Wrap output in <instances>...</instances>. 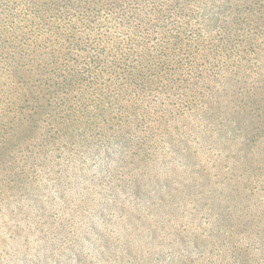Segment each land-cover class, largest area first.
Listing matches in <instances>:
<instances>
[{
    "label": "rangeland",
    "instance_id": "374dc122",
    "mask_svg": "<svg viewBox=\"0 0 264 264\" xmlns=\"http://www.w3.org/2000/svg\"><path fill=\"white\" fill-rule=\"evenodd\" d=\"M197 105L165 91L148 111L167 124L152 123L149 140L112 122L70 143L74 124L57 121L46 145L31 144V165L6 158L0 264H241V254L264 264V137L241 152L224 110L211 118ZM241 209L258 214V229L235 225Z\"/></svg>",
    "mask_w": 264,
    "mask_h": 264
},
{
    "label": "trees",
    "instance_id": "16d2710c",
    "mask_svg": "<svg viewBox=\"0 0 264 264\" xmlns=\"http://www.w3.org/2000/svg\"><path fill=\"white\" fill-rule=\"evenodd\" d=\"M169 90L208 117L224 110L243 134L238 150L255 146L264 137V0H0V163L31 165V144L46 145L42 133L57 121L74 124L70 143L108 123L149 140L167 124L162 109L151 119V102ZM242 212L235 225L258 229V214Z\"/></svg>",
    "mask_w": 264,
    "mask_h": 264
}]
</instances>
